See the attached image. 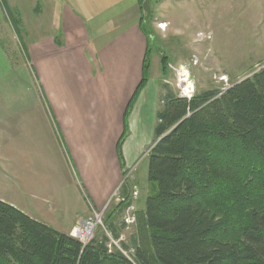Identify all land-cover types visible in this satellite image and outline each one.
I'll use <instances>...</instances> for the list:
<instances>
[{"label": "trees", "instance_id": "obj_1", "mask_svg": "<svg viewBox=\"0 0 264 264\" xmlns=\"http://www.w3.org/2000/svg\"><path fill=\"white\" fill-rule=\"evenodd\" d=\"M142 29L147 45L117 140L120 161L127 116L149 76L150 35ZM161 62L165 71L166 56ZM160 101L133 256L108 251L105 233L83 246L0 200V264H264V66L190 98L166 90ZM106 221L119 238L125 223L111 214Z\"/></svg>", "mask_w": 264, "mask_h": 264}, {"label": "crops", "instance_id": "obj_2", "mask_svg": "<svg viewBox=\"0 0 264 264\" xmlns=\"http://www.w3.org/2000/svg\"><path fill=\"white\" fill-rule=\"evenodd\" d=\"M27 1L6 0L12 8L32 10L30 18L25 13V61L41 98L11 96L10 107L2 109L6 100L0 95V121L7 120L8 126L0 153H7L6 164L15 177L14 196L0 200L68 233L77 220L103 206L124 172L151 145L160 88L149 75L127 116L120 161L117 140L141 79L147 45L139 0ZM10 16L20 23V16ZM38 21V29H46L31 39ZM3 58L0 50V78L11 71ZM148 134L149 142L139 140ZM65 157L76 186L67 185Z\"/></svg>", "mask_w": 264, "mask_h": 264}, {"label": "rangeland", "instance_id": "obj_3", "mask_svg": "<svg viewBox=\"0 0 264 264\" xmlns=\"http://www.w3.org/2000/svg\"><path fill=\"white\" fill-rule=\"evenodd\" d=\"M29 4L28 0L27 5ZM19 5L20 2L17 6ZM32 5H35L34 1ZM12 7L11 2L0 0V50L3 61L11 69L10 72L1 73L0 95L6 100L4 105L1 104L2 109L10 107L7 100L11 96L41 98L34 78L30 80V68L26 67L25 61V13L30 18L32 10ZM148 7L150 13L147 15L143 11L142 16L150 15V18L144 17L141 20L145 32L150 35L149 75L159 84L161 98L169 89L179 95V66L188 69L187 80L192 83L193 92L209 88L222 89L264 66V0H149ZM5 8L10 13V18L11 13L21 17L19 24L12 26ZM40 22L38 21L33 36L28 35V39H36L45 31L46 25L38 29ZM163 56H166L167 62L165 71L161 67ZM181 82L180 79V84ZM6 121H0L1 150L8 140ZM149 135L142 136L139 140L149 142ZM149 148L150 145H147L139 160L131 164L128 172H124L122 184L109 201L102 216V225L96 229L94 236L105 233L106 220L111 214L117 225L122 222L126 225L120 231V237L126 245H131L132 238L139 241L135 225L136 214L142 211L147 195L146 154ZM6 155L7 153H0V196L10 199L14 196L12 181L15 177L8 170L7 158L4 157ZM65 163L63 171L67 185L72 183L76 186L69 158L65 157ZM10 191L12 194H9ZM29 196L27 194L28 200ZM120 203L123 205L119 206ZM129 215L134 217L130 224L125 221Z\"/></svg>", "mask_w": 264, "mask_h": 264}, {"label": "built area", "instance_id": "obj_4", "mask_svg": "<svg viewBox=\"0 0 264 264\" xmlns=\"http://www.w3.org/2000/svg\"><path fill=\"white\" fill-rule=\"evenodd\" d=\"M184 73H186L185 76ZM187 74H188V69L185 68L184 66H179V68L177 69L178 78L185 77L186 79H188L187 77L189 76ZM179 86H180L179 96L190 98L193 95L194 92L192 89L190 94L186 93V91L183 89V87L180 84V79H179ZM121 184H122V180L116 186V188L114 189L108 200L105 201L103 206H101L99 209H93L89 214V216L77 220L72 226H70L68 235L80 241L83 246L89 243L92 240V238H94L96 229L99 227V225H102V216L106 208L108 207L109 201L112 199L114 195L117 194L118 188H120ZM125 221L130 224L131 222L134 221V217L132 215H129L125 218ZM105 234L107 236L106 246L108 248L107 249L108 251L118 250L128 258L133 256L134 254L133 247L128 245L127 247H124L122 244L123 242L122 237L119 236V238H114L110 234V232L106 230V228H105Z\"/></svg>", "mask_w": 264, "mask_h": 264}, {"label": "bare ground", "instance_id": "obj_5", "mask_svg": "<svg viewBox=\"0 0 264 264\" xmlns=\"http://www.w3.org/2000/svg\"><path fill=\"white\" fill-rule=\"evenodd\" d=\"M182 80L181 82V86L183 87V89L186 91L187 94H190L191 93V89H193V85L192 83L190 82V80H187L185 77H181L180 78Z\"/></svg>", "mask_w": 264, "mask_h": 264}, {"label": "water", "instance_id": "obj_6", "mask_svg": "<svg viewBox=\"0 0 264 264\" xmlns=\"http://www.w3.org/2000/svg\"><path fill=\"white\" fill-rule=\"evenodd\" d=\"M141 8L143 9V11L146 12V14L148 15L150 13V7L149 6V0H143L142 4H141Z\"/></svg>", "mask_w": 264, "mask_h": 264}]
</instances>
